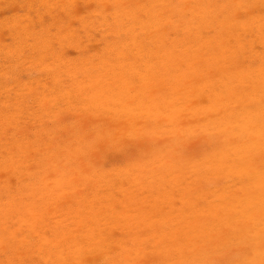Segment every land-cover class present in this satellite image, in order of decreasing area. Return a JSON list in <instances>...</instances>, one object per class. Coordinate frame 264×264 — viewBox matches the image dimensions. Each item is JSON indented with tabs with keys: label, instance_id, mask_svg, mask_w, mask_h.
Listing matches in <instances>:
<instances>
[{
	"label": "rangeland",
	"instance_id": "rangeland-1",
	"mask_svg": "<svg viewBox=\"0 0 264 264\" xmlns=\"http://www.w3.org/2000/svg\"><path fill=\"white\" fill-rule=\"evenodd\" d=\"M2 1L0 2V4H3V9L0 8V42L7 47L12 41V44L9 46L10 48H12V46L14 48L17 45V42L24 39L20 40L19 35L23 36L24 34L22 35L23 32L21 30V32H19V29L15 25L11 26V24L17 21L15 17H18L21 13H25V16L27 15V10L25 8V5L27 4L25 1L27 2V0H18L14 7L10 0ZM162 1L163 0L157 1L159 4L156 2V10H154L155 7L153 10L148 9L149 7L154 6L152 4L153 2L150 0H118L117 3L119 4H111L107 0H76L74 6L68 1L63 2V6L60 2L56 3L55 0H49L47 3L48 5L46 4L44 8H42V12L45 14L43 18L45 21H49V24L54 22V16L63 18L61 21L62 26L66 23L63 28H60V33L57 35L58 28L56 25L54 26L55 22L52 24L54 27L51 26V28L48 29L52 36V41L50 43L52 48H55V50L59 52V55L61 53L60 56L62 58L59 56L56 61L58 62L61 58L63 59V63L60 60L57 64L55 60L50 59L49 61H46L47 63L45 62V64L49 63L48 65L50 68L52 65L54 70H52V73L54 72V75L56 73L57 76L55 75V77L57 81L61 79L59 81L61 87L70 88L84 82L82 85H79L82 89L83 87L85 89L87 85L92 86L86 88L90 93L85 94V97L87 96L89 100L94 96L96 98L94 97V100L91 98V101L94 102L93 105L88 99H84L88 104L80 103V110L83 111L85 109V112L83 111V113H80L79 109H76L72 114H70L71 111L61 113L62 119L64 118V121H62L67 127L70 136L72 137V142L75 143L74 146L76 147L74 151L75 156H73L72 159L68 160L63 157L62 160L68 164L66 167V170L70 169L68 174L71 173L74 166H78L80 167L78 169L82 170L84 167H82V165L86 164L85 172L82 176V186L75 190L71 202L66 200L60 205L50 206V202L60 199L59 193L61 191L57 190L53 183L50 185H47L46 182L42 183L41 179L38 178V167L32 177H30L29 174H26L28 168L25 167L22 171L26 174L25 179L28 177L25 183H36L35 189L32 194L29 193L28 190H25L17 197L16 202L18 203V207L20 206V209H16L15 211L12 210L14 213V215L12 214V217V212H9L10 214H8V211H4L1 213L2 216L0 219L2 224L0 229L2 227H9L7 230L8 235L11 236V241L15 238L14 243L17 241L24 242V245H27L29 246V249H32L34 245L31 246V244L34 239L29 240L28 237L30 234L34 238L37 236L35 241L38 240V244H46L50 241V251L54 246L56 249L53 253L58 252L59 250L62 257L66 256L64 249H69L71 251L70 254L75 256L71 259V264H81V254L86 253L88 250L90 252L92 249H95L94 252L90 254L88 263L85 262L84 264H104V261H102L103 254L107 255L110 264H226L224 260L227 258L226 256L230 253H237V251L241 249V247L237 246L236 242L233 243L234 239L231 236L227 237L228 229L219 222L217 214H221L222 211H224L225 205L230 202L227 198L237 197L239 200H242L246 196L248 190L247 186L249 184L254 186L259 179L264 177V0H197L196 2L195 0H190L189 5L184 4L185 0H182L183 3L181 0H175V2L174 0H164L163 3ZM127 2L131 3V6H133L131 7L130 4L128 6ZM150 2H152V5H150ZM241 2L243 4H241ZM140 3L141 6H139ZM142 4L148 5L144 7ZM182 4H184V6ZM218 5L222 6L220 10H216ZM57 6L59 7L57 8ZM225 6L233 8L234 14L232 13V15L234 16H232L231 19H233L232 23H234V25L232 23L225 24V16L227 14L226 12H223ZM5 7H7L6 10ZM19 7L20 9L18 10ZM45 7L50 11H46ZM129 7L131 10L128 9ZM142 7H144V9ZM61 8L64 10L61 11ZM147 9L150 10V12H148ZM151 10L156 13H153ZM165 10L168 11L165 12ZM170 10H172L171 13H169ZM143 11H145V14ZM13 12L16 15L13 14ZM16 12L21 13L17 15ZM113 12H115V14ZM117 12L121 16L119 14L117 15ZM5 13L7 18L13 17V21L10 24H7L8 21H5ZM22 14L21 16H23ZM126 14H128V17H126ZM146 14L148 17L150 16V18L146 17ZM154 14L158 17H154ZM132 16L133 18L131 19ZM32 17L34 20L33 23H35L38 17H36L35 14H32ZM134 18L135 20L132 22ZM164 18H168L169 20L165 21ZM130 19L131 21L129 22ZM126 22H129L130 25L126 24ZM6 24L8 28L6 27ZM116 24H118V26H116ZM126 27L127 29H124ZM9 29H11L13 35L11 31L9 32ZM185 29L186 32H184ZM126 30H128V34ZM141 31H144V36L145 34L147 35L145 36V38H147L144 40L148 43L142 39L144 38V36L141 37L143 34L139 36L140 33H142ZM7 33L11 34L7 35ZM119 33L122 34L120 35ZM130 33H133V35ZM59 34L61 35L59 36ZM15 35L18 39H16V41L14 40ZM152 36H155L153 40ZM134 39L136 40V44ZM4 40L6 42H4ZM27 40H29L26 42H29V44L25 43L27 46H30L31 42L35 43L33 38H27ZM140 40L145 42L141 46L140 43L142 44V42ZM158 40H162L161 43ZM202 40H205L206 42H201ZM14 41L16 42L15 45H13ZM63 41L67 43L65 44ZM121 42L123 46L121 45ZM1 43L0 45H2ZM129 43L130 46H128ZM155 43L156 45L157 43L160 44L156 46ZM25 44L23 46L27 49L28 47H26ZM131 44L133 45V49H131ZM138 48H141V50ZM173 48L176 49V52H172L174 51ZM101 49L106 52H103L102 54ZM119 49H121V51ZM124 49H127V52H125ZM117 52L119 53L117 54ZM133 52L134 54H132ZM167 52L168 54L166 56L165 54ZM105 54H108L106 55L107 57ZM150 54L154 55L152 56ZM174 55H179V58H177L178 60L176 59L173 61ZM77 58L78 60L75 61ZM87 59L91 62L89 60L87 61ZM146 59L147 61H145ZM103 60L108 63V65L102 62ZM190 60L192 62H197L193 64ZM131 61L132 63H137L139 67L136 64L132 65ZM79 62L81 66H79ZM101 63L102 66L100 65ZM180 63H182V65ZM117 64L118 67L114 66ZM141 64L145 66H141ZM151 65L152 67L154 66V68H152ZM209 65L211 67L216 65L217 69L215 68V70H213V67L211 69ZM110 66L115 69H111ZM167 66L171 67L166 68V71L169 73L165 72V67ZM207 66H209V68H207ZM60 67L62 68L60 69ZM76 67L78 70L75 69ZM63 68H65L66 71ZM118 68H121L120 70L122 71H125L126 69L125 72L127 75L122 71L121 73L123 74H121ZM218 68H220V71ZM93 70L95 71L93 72ZM135 72V76L131 75V73L134 74ZM101 73L105 76L108 74L107 76L109 77H103L102 75L100 79L99 77L101 76ZM44 74L46 76L47 72ZM96 74L99 75L96 79H94L95 77H91V75L95 76ZM198 74H201V77L199 75L198 78ZM20 75L19 80L22 84L24 83L27 90H31L29 88L30 86H28L29 82L27 81V78L29 79V77H27V72L26 76H24L25 72H22ZM32 75L35 76V73ZM128 75H131L132 77H129ZM165 75H168V80L165 79ZM22 77L25 79H21ZM191 77L196 79L194 80L193 78L192 80ZM104 78L110 79H106V81ZM113 78L114 81L118 80L119 83L117 81L116 83L112 81ZM131 78L132 80H130ZM73 80L74 82H71ZM98 80H100L101 83L103 80L104 84H99ZM65 81H68L71 84L73 83V86L71 84L70 86H67L69 83L66 82L65 84ZM176 81L179 84H177ZM181 81L188 82L186 83V86L189 83H193V88H185V84L183 83L184 85H182ZM173 82L176 84L174 85ZM114 83L115 85L113 86ZM126 83L129 84L126 86ZM233 84L236 85L235 88L232 87ZM103 85H105V87ZM107 86H111L108 87L110 92L108 89H104ZM116 86L119 87L117 88ZM183 88L185 89L183 90ZM232 88L234 89L233 91ZM99 89L108 94L103 93ZM123 90L125 91L123 92ZM96 91L98 95H96ZM111 91H113L114 94H112ZM65 92L66 91L63 90V93ZM217 92H219V94ZM100 93H102V99L108 98L107 100L104 99L106 102L101 101V97L99 98ZM216 94L218 96H216ZM117 95L119 97H116ZM97 96L99 98L98 100ZM217 97H223L221 104L217 105L219 109L211 110V106L214 102L212 100ZM132 99L135 100L132 101ZM97 101L100 102V104L97 103ZM108 101L113 108L111 112L108 113L110 115L112 114L113 117L107 116L108 113L101 111L100 109L102 104L105 105ZM116 103H119V105ZM88 105L89 107L91 106V108H94L93 111L97 113V117H89L91 116L88 110L89 108H86ZM190 105H192V112L191 110H188L183 113L185 114L183 116L184 132L180 135L182 138L181 140H185V147L178 150L176 149V151H174L175 153H171V149L165 148V144L174 145L176 138H174L175 134L171 131L173 128L170 126L171 123L167 118V115L170 114L174 116V114L181 113L183 108ZM159 106L162 108H158ZM233 106L234 109L237 110V116L235 113V116L232 114L229 115ZM132 107H134V110ZM150 107L154 108L155 111L152 112ZM148 108L150 109V112L146 111ZM165 108L167 109L164 111ZM198 108H200L199 111L195 110ZM166 111L169 112L167 113ZM193 111H196V113L194 114ZM101 113H104V116L101 117L107 118V121L104 119L106 123L100 118ZM62 114L66 116L64 117ZM143 114H145L144 118ZM134 116L136 119L133 118ZM46 118L47 117L38 121L44 125H47L48 123V126L49 124L52 126L57 123V120L55 121L49 117ZM100 119L101 122L104 121L103 124L100 122ZM236 119H240V121ZM34 120L35 119H31L33 122L29 121V124L34 125L36 123ZM131 120L135 121L134 125L138 124L137 127L130 128L133 125L130 123ZM96 122L98 123V126ZM36 124L38 125V122ZM36 124L35 126L28 125V129L31 130L28 132L29 135L31 134L29 137L32 136L33 131L41 128ZM188 126H192V128L189 129ZM223 127L229 129V132H234L231 141L235 148L239 147L242 143L241 139L238 137V133L241 134L244 129L248 127L245 132L248 133L249 138L252 136L251 143L253 147V155H248L244 162L243 160L239 161L242 162V168L245 167L247 170H244L243 173L240 174L238 167L232 169L231 174L233 180L228 183L225 180L226 171L221 170L220 164H223L221 162L219 164L218 159L222 153L220 149L221 143L216 145V147L218 146V149L215 147V149H217V156L214 160H211V158H208L206 155H200L201 157H198L193 154V149L196 146L201 144L202 146H205L207 144V139L201 135L202 129L216 132ZM9 136L8 133L6 136H0L2 139H0V151L6 147L5 142H7L6 140L9 139ZM47 137L48 136L46 135L45 138ZM218 139L219 142H222L225 138L221 134ZM160 145H162V147ZM77 149L78 153H76ZM234 152L235 151L232 150L231 156H228V158L230 161L237 162L236 154ZM99 153L100 156L95 157V154L98 156ZM136 153L139 155H136ZM133 155H135L134 159ZM43 156L44 155H39L40 162L44 160L50 162L52 160V158L44 159L45 156ZM136 156L138 157L136 158ZM223 156H221V158ZM234 157L235 159L233 160ZM55 162L57 163L58 160L56 159ZM104 166H106V168ZM115 169L117 170L115 171ZM168 169L170 170L168 171ZM161 171H165L163 172V175L167 172L164 175L166 177L163 175L160 176L162 173ZM259 172L262 174H259ZM131 173H133V175ZM129 178L131 179L130 181ZM122 185L125 186L122 187ZM70 186L75 187L72 184H70ZM154 186L155 189H152ZM97 191L98 194L96 196ZM126 191L128 195L126 194ZM83 194L85 197H83ZM252 195L253 193L251 192L249 196ZM29 202L34 204L37 211H34L35 209L29 205ZM229 204L233 206V203ZM54 206H56L57 209L54 208ZM80 207L84 209L83 213L79 212ZM69 209H72L73 211H69ZM88 211H90V213ZM201 212L210 215L209 217H205L204 222L203 218L199 216ZM36 215H38L37 219ZM62 215L65 216L62 217ZM197 217L199 218V223L196 222L198 221ZM33 221L35 222L33 223ZM54 222H57V224ZM205 222L214 226L216 232H222V237L219 238L221 239L219 244H222L221 246H224V249H222L221 252L218 251V242L213 243L209 240L208 234L211 233H207V229L204 225ZM11 223H13V225H11ZM51 224L54 226H51ZM62 225H66L70 231L73 227L77 226V235L79 237L72 233L69 235L68 240H65L64 238L63 241L60 240L58 234L60 226ZM50 226L53 230L50 229ZM2 231L3 229L0 230L1 237L4 236ZM49 232H52V234ZM31 236L30 238H32ZM52 236H54V238H52ZM54 239L55 242L57 241L58 243H53L52 241ZM204 240H207L206 243H203ZM87 244L90 245V247ZM202 244H204L203 247ZM191 245L194 247H190ZM35 250L36 249H33L31 251L30 257ZM246 251L247 254L242 256L240 260L254 257L252 250L250 251L246 249ZM46 253L47 251H44V255H46ZM40 254H43L42 247L35 253L38 260H41ZM123 259L128 261L124 262ZM60 261L62 260L59 259V262ZM242 264L249 263H246L245 261Z\"/></svg>",
	"mask_w": 264,
	"mask_h": 264
},
{
	"label": "bare ground",
	"instance_id": "bare-ground-1",
	"mask_svg": "<svg viewBox=\"0 0 264 264\" xmlns=\"http://www.w3.org/2000/svg\"><path fill=\"white\" fill-rule=\"evenodd\" d=\"M2 0H0L1 2ZM5 1V0H4ZM7 1V0H6ZM13 7L15 5V3L18 2V0H10ZM49 0H27V2L25 1V3H27L25 5V8H26V12H27V15L25 16V13L21 14L23 16H21V14L18 12V17H15L17 19V21L14 23L11 24L12 25H15L18 29H19V32H23L22 35H19V38L20 40L23 39L22 41H19V42H15L16 41V35H15V41L13 42L15 45V43L17 44L14 48L12 46V48H10V44H12V41L11 43H9V45H6L1 44L0 45V134L1 135H4L6 136L7 133L10 135L8 138V140H6L7 142H5L6 144V147L3 148V150L0 151V219H1V213H3L4 211H8L7 213L10 214L9 212H12L11 213V217L14 215L13 211H15L16 209H20L18 207V203L16 202L17 201V197L25 190H28L29 193H33L34 189H35V186H36V183H25L26 179L28 177H26L25 179V175L26 174H29L30 177H32V175L36 172V168L38 167V170L37 172H39V176L38 178L41 179L42 183L43 182H46L47 185H50L51 183H53L55 185V187L57 188V190L61 191L59 193V196H60V199L59 200H55V201H52L49 203V205H60L63 201H72V196L74 195L75 193V190L77 188H80L82 186V176L85 172V166L86 164H83L82 165V170L78 169L80 167L78 166H74V168L72 169L71 173L68 174V172L70 171L69 170H66V167H67V163H65L62 159L63 157H65L66 159L70 160L73 158L74 155V151L76 149V147L74 146L75 143L72 142V137L70 136V133L67 129V127L65 126L64 124V118L62 119V116H61V113L65 112V111H71L70 114H72L73 112H75L76 109H79L80 110V103H87L85 100L88 99V97L86 98L85 97V94L87 93H90V91L88 92L87 91V87L90 86V85H87V87L84 89H82V87H80L79 85L83 84L82 82L74 87H70V88H63L61 87V84H60V80L57 81L55 75L52 73V70H53V67L51 65V68L49 67V63L48 64H45L46 61H49L50 59L52 60H57V58L61 55L58 54L59 52H57L55 50V48L53 49L52 46H51V41H52V36H51V33L48 31V29L51 28V26H53L52 24L55 22L54 26L56 25V27L58 28V32L56 33V35L58 33H60V28H63L64 25H66V23H64V25L62 26L61 25V21L63 20V18L59 17V16H54L53 18V23L50 25L48 22L49 21H45V19L43 18L45 16V14L42 12V8H44V6L48 3ZM65 1H68L72 4V6H74L76 4V0H55L56 3H59L60 4H63L64 6V3ZM96 1V0H95ZM108 2H110L111 4H119L117 3L118 0H107ZM123 1V0H121ZM128 1V0H127ZM152 2H150V5H154L153 7H149L148 9H152L155 7L156 5V2L159 1V0H150ZM197 0H195L196 2ZM240 1V0H239ZM3 2V1H2ZM9 2V1H8ZM131 2V1H130ZM144 2V1H143ZM164 2V0L162 1V3ZM175 2V0H174ZM182 2V0H181ZM185 5H189L190 4V0H185L184 1ZM6 3V2H5ZM82 3V2H81ZM88 3V2H87ZM128 3V6L130 4L131 6V3L127 2ZM152 3V4H151ZM166 3V1H165ZM171 3V2H170ZM183 3V2H182ZM89 4V3H88ZM126 4V3H125ZM123 4V5H125ZM135 4V3H134ZM139 4V3H138ZM157 4H159L157 2ZM161 4V3H160ZM173 4V3H171ZM170 4V5H171ZM179 4V3H178ZM184 4H182L184 6ZM241 4H243L241 2ZM19 5V4H18ZM48 5V4H47ZM59 5V4H58ZM145 6H147L146 4H142ZM8 6V5H7ZM99 6V5H98ZM102 6V5H101ZM111 6V5H110ZM116 6V5H115ZM120 6V5H118ZM117 6V7H118ZM133 6V5H132ZM131 6V7H132ZM136 6V5H134ZM141 6V3L140 5ZM166 6V5H165ZM3 7V4H0V8ZM56 7V6H55ZM59 6H57L58 8ZM61 7V6H60ZM121 7V6H120ZM123 7V6H122ZM127 7V6H126ZM144 7H142L144 9ZM188 7V6H187ZM7 7H5V10H6ZM46 8V7H45ZM64 8V7H63ZM61 8V11H63L64 9ZM125 8V7H123ZM134 8V7H133ZM132 8V10H133ZM141 8V9H142ZM175 8V7H174ZM178 8V7H176ZM185 8V7H184ZM214 8V7H213ZM222 8V6H219L216 7V10H220ZM235 8V7H234ZM3 9V8H2ZM17 9V8H16ZM15 9V10H16ZM20 9V7L18 8V10ZM110 9V8H109ZM127 9V8H126ZM128 9L131 10V8L129 7ZM138 9V8H137ZM140 9V8H139ZM147 9V10H148ZM167 9V8H165ZM10 10V9H9ZM17 10V11H18ZM50 11L48 8H46V11ZM120 10V9H118ZM151 10V11H152ZM154 10H156V7L154 8ZM164 10V9H162ZM161 10V11H162ZM177 10V9H176ZM12 11V10H11ZM124 11V10H123ZM128 11V10H127ZM146 11V10H145ZM143 11V13L145 12ZM168 11V10H165V12ZM172 10H170L169 13H171ZM174 11V10H173ZM56 12V11H55ZM134 12V11H133ZM148 12H150V10H148ZM153 13H156L154 11H152ZM223 12H226V21H225V24H229V23H232V13H233V8L232 7H228V6H225L224 7V11ZM111 13V12H110ZM115 14V12H113ZM112 13V14H113ZM162 13V12H161ZM164 13V12H163ZM218 13V12H217ZM11 14V13H10ZM13 14H15L13 12ZM32 14H35L37 18L36 22L33 23V17H32ZM119 13L117 12V15ZM123 14V13H122ZM130 14H135V13H130ZM145 14V13H144ZM147 14H150V13H147ZM146 14V17H148ZM167 14V13H166ZM219 14V13H218ZM234 14V13H233ZM16 15V14H15ZM116 15V17H117ZM120 15V14H119ZM128 17V14H126ZM9 16V15H8ZM80 16V15H79ZM115 16V15H114ZM121 16V15H120ZM119 16V17H120ZM125 16V14H124ZM131 16V15H130ZM129 16V17H130ZM137 16V15H136ZM3 17V16H2ZM5 17H6V13H5ZM12 17V16H11ZM58 17V18H57ZM145 17V16H143ZM153 17V16H152ZM154 17H158V16H155L154 14ZM153 17V19H154ZM125 18V17H123ZM133 18V16L131 17V19ZM136 18V17H135ZM135 18L132 20V22L135 20ZM150 18V16L148 17ZM6 20L5 21H10L9 23L7 22V24H10L12 21H13V17L12 18H5ZM14 19V20H16ZM113 19V18H112ZM120 19V18H118ZM129 19V18H128ZM131 19L129 20V22L131 21ZM141 20H143L142 18H140ZM165 21L169 20L168 18H164ZM235 19V17H234ZM4 20V19H3ZM69 20V19H68ZM152 20V19H151ZM4 21V22H5ZM65 21V19H64ZM119 21V20H118ZM52 22V21H51ZM127 23L126 24H129L130 23ZM164 22V21H162ZM69 23V22H67ZM135 23V22H134ZM144 23V22H143ZM148 23V21H147ZM167 23V22H165ZM7 24H6V27H7ZM120 24V23H118ZM118 24H116V26H118ZM123 24V23H122ZM142 24V23H141ZM162 24V23H161ZM223 24V23H221ZM234 25V23H232ZM3 25V24H2ZM21 25V26H19ZM112 25V24H111ZM128 25V26H129ZM132 25V24H131ZM136 25V24H135ZM232 25V26H233ZM4 26V25H3ZM2 26V27H3ZM53 26V27H54ZM62 26V27H61ZM99 26V25H98ZM114 26V25H113ZM115 26V28H116ZM150 26V25H149ZM124 27V26H123ZM145 27V26H144ZM143 27V29H144ZM147 27V26H146ZM206 27V26H205ZM208 27V26H207ZM8 28V27H7ZM118 28V27H117ZM150 28V27H148ZM232 28V27H231ZM55 29V28H54ZM124 29H127L124 28ZM146 29V28H145ZM233 29V28H232ZM21 30V31H20ZM89 30V29H88ZM129 30V29H128ZM128 30L127 31V34H128ZM142 30V29H140ZM196 30V28H195ZM204 30V29H203ZM11 31V29H9V32ZM54 31V30H53ZM111 31V30H110ZM114 31V30H113ZM125 31V30H124ZM130 31V30H129ZM147 31V29H146ZM145 31V32H146ZM192 31V30H191ZM194 31V30H193ZM197 31V30H196ZM8 32V31H7ZM18 32V31H17ZM131 32V31H130ZM136 32V31H135ZM142 32V31H141ZM148 32V31H147ZM186 32V29L185 31ZM202 32V30H201ZM205 32V30H204ZM207 32H208V29H207ZM223 32V31H222ZM12 33V31H11ZM10 33V34H11ZM116 33V32H115ZM144 31L142 33H140L139 36H141V34H143ZM197 33V32H196ZM203 33V32H202ZM243 33V32H242ZM7 33V35H10ZM16 34V33H15ZM21 34V33H20ZM117 34V33H116ZM120 34V33H119ZM122 34V33H121ZM120 34V35H121ZM126 34V36H127ZM133 35V33H130ZM135 34V33H134ZM241 34V33H240ZM13 35V33H12ZM61 34H59L60 36ZM137 35V33H136ZM194 35V34H193ZM198 35V34H197ZM55 36V35H53ZM119 36V35H117ZM125 36V37H126ZM144 34L141 36L143 37ZM145 36H147L145 34ZM144 36V38H142L143 40L146 39ZM188 36V35H187ZM224 36V35H223ZM235 36V35H234ZM10 37V36H9ZM129 37V36H128ZM127 37V38H128ZM153 37V36H152ZM163 37V35H162ZM186 37V36H185ZM261 37V36H260ZM264 37V35H263ZM6 38V37H4ZM11 38V37H10ZM13 38V37H12ZM27 38H30V39H34L35 40V43L34 42H31L30 46H27L26 44H29L26 43L27 41ZM120 38V37H119ZM124 38V36H123ZM138 38V37H137ZM155 38V36L152 38V40ZM192 38V37H191ZM228 38V37H227ZM233 38V37H232ZM58 39V38H56ZM65 39V38H64ZM141 39V38H139ZM158 39V38H157ZM164 39V37H163ZM162 39V40H163ZM204 39V38H203ZM12 40V39H10ZM18 40V39H17ZM126 40V38H125ZM130 40V39H129ZM162 40H158L160 43ZM206 40V39H205ZM205 40H202L201 42H204ZM226 40V39H225ZM229 40V39H228ZM66 41V40H65ZM65 41H63L65 43ZM127 41V40H126ZM135 41V44H136V40L134 39ZM141 41V40H140ZM146 42V40H144ZM155 42H157L156 40H154ZM165 41V40H164ZM184 41V40H183ZM207 41V40H206ZM205 41V42H206ZM213 41V40H212ZM4 42H6L4 40ZM24 42V43H23ZM142 42V41H141ZM145 42H142V44L140 43V46L143 45ZM26 43V44H25ZM33 43V44H32ZM55 43V41H54ZM67 43V42H66ZM65 43V44H66ZM70 43V41H69ZM116 43V42H115ZM114 43V44H115ZM148 43V42H146ZM160 43H157L160 44ZM228 43V42H227ZM253 43V42H252ZM8 44V43H7ZM26 45V47H28L27 49L25 48V46L23 45ZM77 44V43H76ZM82 44V43H81ZM106 44V43H105ZM113 44V45H114ZM128 44V43H126ZM134 44V43H132ZM131 44L132 48L133 49V45ZM187 44V43H186ZM62 45V44H60ZM121 45H122V42H121ZM120 45V46H121ZM156 45V43H155ZM156 45V46H157ZM164 45V44H163ZM175 45V44H174ZM77 46V45H76ZM83 46V44H82ZM109 46V45H107ZM106 46V47H107ZM123 46V45H122ZM121 46V47H122ZM130 46V43L129 45ZM127 46V47H128ZM187 46V45H186ZM203 46V45H202ZM233 46V45H232ZM80 47V46H79ZM87 47V46H86ZM112 47V45H111ZM117 47V46H116ZM126 47V48H127ZM164 47V46H163ZM190 47H193V46H190ZM243 47V46H242ZM85 48V47H84ZM91 48V47H90ZM105 48V47H104ZM119 48V47H118ZM125 48V47H124ZM130 48V47H129ZM159 48V47H158ZM189 48V47H188ZM82 49V48H81ZM98 49V48H97ZM123 49V48H122ZM128 49V48H127ZM127 49L125 50V52H127ZM139 50H141V48H138ZM160 49V48H159ZM174 49V48H173ZM84 50V49H83ZM102 50V54L103 52L105 53L106 51H104L103 49ZM100 50V51H101ZM115 50V49H114ZM121 51V49H119ZM129 50V49H128ZM164 50V49H163ZM156 51V50H155ZM202 51V50H201ZM96 52V51H95ZM98 52V51H97ZM114 52V51H112ZM123 52V51H122ZM152 52V51H151ZM161 52V51H160ZM172 52H176V49H174V51ZM178 52V51H177ZM196 52H199V51H196ZM99 53V52H98ZM108 53V52H107ZM119 52H117L118 54ZM129 53V51H128ZM150 53V52H149ZM153 53V52H152ZM162 53V52H161ZM130 54V53H129ZM134 54V52L132 53ZM164 54V53H162ZM168 52L165 54L167 56ZM184 54V53H183ZM198 54V53H197ZM65 55V54H64ZM88 55V54H87ZM99 55V54H98ZM108 55V54H105V56ZM149 55V54H148ZM147 55V56H148ZM150 55H154V54H150ZM173 55V54H172ZM185 55V54H184ZM223 55V54H222ZM100 56V55H99ZM103 56V55H102ZM113 56V55H112ZM115 56V55H114ZM119 56V55H118ZM122 56V54H121ZM127 56V55H125ZM129 56V55H128ZM144 56V55H143ZM195 56V55H194ZM61 57V56H60ZM64 57V56H63ZM94 57V55H93ZM107 57V56H106ZM117 57V56H116ZM123 57V56H122ZM149 57V56H148ZM226 57V56H225ZM62 58V57H61ZM59 59L57 64L59 63V61L63 59ZM66 58V57H65ZM100 58V57H99ZM103 58V57H102ZM110 58V56H109ZM107 58V59H109ZM151 58V57H150ZM177 58H179V55H174L173 56V61H175ZM185 58V57H184ZM208 58V57H207ZM93 59V58H92ZM113 59V57H112ZM78 58L75 60L77 61ZM89 59H87L88 61ZM127 60V59H126ZM131 60V59H130ZM170 60V59H169ZM168 60V61H169ZM178 60V59H177ZM187 60V59H186ZM218 60V59H217ZM224 60V59H223ZM66 61V60H65ZM86 61V62H87ZM90 61V60H89ZM128 61V60H127ZM141 61V60H140ZM147 61V59L145 60ZM172 61V62H173ZM183 61V60H182ZM191 61V60H190ZM51 62V61H50ZM60 62V63H61ZM91 62V61H90ZM99 62V61H98ZM104 62V60L102 61ZM113 62V61H112ZM115 62V61H114ZM192 62V61H191ZM190 62V63H191ZM197 62V61H195ZM195 62H192L193 64ZM208 63H210L209 61H207ZM218 62V61H216ZM250 62V61H249ZM47 63V62H46ZM53 63V62H52ZM63 63V62H62ZM67 63V62H66ZM75 63V62H73ZM106 63V62H104ZM147 63V62H146ZM150 63V62H149ZM188 63V62H187ZM191 63V64H192ZM57 64H54V65H57ZM72 64V63H71ZM96 64V62H95ZM108 65V63H106ZM105 64V65H106ZM110 64V63H109ZM131 64H136L137 63H132L131 61ZM152 64V62H151ZM182 65V63H180ZM197 64V63H196ZM75 65V64H74ZM84 65V64H83ZM102 66V63L100 64ZM124 65V63H123ZM135 65V66H136ZM143 64H141L142 66ZM179 65V64H178ZM177 65V67H178ZM180 65V66H181ZM249 65V64H248ZM60 66H63V65H60ZM67 66V65H66ZM77 66V65H76ZM79 66H81L80 62H79ZM93 66V65H92ZM95 66V65H94ZM97 66V64H96ZM95 66V67H96ZM116 67H118V64L117 65H114ZM125 66V65H124ZM138 66V65H137ZM145 66V65H143ZM172 66V65H171ZM210 66V65H209ZM209 66H207V68H209ZM219 66V65H218ZM55 67V66H54ZM57 67V66H56ZM94 67V68H95ZM104 67V66H103ZM113 67V66H112ZM120 67V66H119ZM139 67V66H138ZM152 67V65H151ZM150 67V68H151ZM211 67V66H210ZM213 67V70H215L216 68V65L215 66H212ZM211 67V69H212ZM252 67V66H251ZM58 68V67H57ZM55 68V69H57ZM62 67H60L61 69ZM79 68V67H78ZM85 68V67H83ZM93 68V69H94ZM100 68V67H99ZM108 68V67H106ZM111 68V66H110ZM114 68V67H113ZM111 68V69H113ZM123 68V67H122ZM126 68V67H124ZM131 68V67H130ZM154 68V66L152 67ZM151 68V69H152ZM166 68H171L169 66L165 67V72L167 73L168 71H166ZM249 68V67H248ZM247 68V69H248ZM65 69V68H63ZM77 69V67L75 68ZM88 69V67H87ZM97 69V68H96ZM95 69V70H96ZM115 69V68H114ZM119 69V68H118ZM117 69V70H118ZM121 69V68H120ZM119 69V70H120ZM145 69V68H144ZM147 69V67H146ZM149 69V70H151ZM204 69V68H203ZM217 69V68H216ZM220 68H218L219 70ZM78 70V69H77ZM93 70V72L95 71ZM140 70V69H139ZM205 70V69H204ZM203 70V71H204ZM49 71V72H48ZM54 71V70H53ZM58 71V70H57ZM66 71V69H65ZM101 71V70H100ZM104 71V70H103ZM106 71V70H105ZM122 70H120V73H121ZM126 71V69H125ZM124 70L122 71L123 73L125 72ZM141 71V70H140ZM162 71L164 72V70L162 69ZM182 71V70H181ZM191 71V70H190ZM220 71V70H219ZM224 71V70H223ZM226 71V70H225ZM22 72H25V75L26 76V72H27V77H29V79L27 78V81L29 82L28 86H30L29 88L31 90H27L26 86H24V83L22 84V82L19 80V78L21 77V73ZM46 76L44 73H46ZM139 72V71H138ZM164 72V74H165ZM185 72V71H184ZM33 73H35V76L32 75ZM60 73V72H59ZM121 73V74H123ZM169 73V72H168ZM202 73V72H201ZM227 73V72H226ZM225 73V74H226ZM65 74V73H64ZM109 74V72H108ZM107 74V75H108ZM126 74V72H125ZM136 72L134 74L131 73V75H134L135 76ZM150 74V73H148ZM147 74V75H148ZM171 74V73H170ZM169 74V75H170ZM182 74V73H181ZM186 74V73H185ZM203 74V73H202ZM20 75V77H19ZM70 75V74H69ZM103 73H101V76L99 77V75H95V76H92L91 77H95L94 79H96V77L98 76L100 79L102 77ZM105 76L103 75V77H109V76ZM110 75V74H109ZM112 75V74H111ZM127 75V74H126ZM130 75V76H131ZM141 75V74H140ZM199 75L201 77V74H198V78H199ZM204 75V74H203ZM57 76V75H56ZM66 76V75H65ZM129 76V75H128ZM127 76V78H128ZM129 76V77H130ZM166 76V75H165ZM168 76V75H167ZM165 77V79L169 78V77ZM64 77V76H63ZM90 77V78H91ZM113 77V76H112ZM116 77V75H115ZM124 77V76H122ZM132 77V76H131ZM186 77V76H185ZM24 77H22L21 79H23ZM111 78V76H110ZM110 78H104V80L106 79H110ZM192 78V77H191ZM194 78V77H193ZM192 78V80H193ZM25 79V78H24ZM117 79V78H115ZM185 79V78H183ZM196 78H194L195 80ZM67 80V79H66ZM91 80V79H90ZM112 80V79H111ZM132 80V78L130 79ZM129 80V81H130ZM168 80V79H167ZM170 80V79H169ZM178 80V79H177ZM188 80V79H186ZM191 80V82H192ZM92 81H95V80H92ZM107 81V80H106ZM104 81V82H106ZM114 81V78L113 80ZM116 81L119 83L118 80H115L114 82L116 83ZM183 81V80H182ZM181 81V82H182ZM185 81V80H184ZM63 82V81H62ZM61 82V83H62ZM66 82L68 81H65V84ZM71 82H74L71 81ZM77 82V81H75ZM180 82V81H179ZM190 82V80H189ZM69 83V82H68ZM67 83V84H68ZM98 83L100 84V80H98ZM115 83L113 84V86L115 85ZM174 83V82H173ZM177 83V81H176ZM174 83V85L176 84ZM186 86V83L188 82H182L181 84ZM71 83H69L67 86H70ZM73 84V83H72ZM71 84V85H72ZM101 84H104L103 83V80H102V83ZM106 84V83H105ZM127 84L129 83H126V86ZM179 84V83H177ZM64 85V84H62ZM124 85V84H123ZM66 86V85H64ZM73 86V85H72ZM86 86V85H85ZM96 86V84H95ZM105 87V85H103ZM102 86V87H103ZM112 86V85H111ZM111 86H107L106 88H104L105 90L108 89V87H111ZM125 86V85H124ZM177 86V85H176ZM174 86V87H176ZM235 84L232 85L233 88H235ZM92 87V86H90ZM94 87V86H93ZM100 87V86H99ZM98 87V88H99ZM117 87V86H116ZM119 87V86H118ZM117 87V88H118ZM159 87V86H158ZM188 87V88H187ZM101 88V87H100ZM122 88V87H121ZM179 88V87H178ZM187 89H192L193 88V83H189L187 84V86L185 87ZM183 88V90L185 89ZM232 88V91L234 90ZM103 89V90H104ZM112 89V88H111ZM120 89V88H119ZM125 89V88H124ZM134 89V88H133ZM132 89V91H133ZM157 89V87H156ZM63 90L66 91L65 93H63ZM96 90V89H95ZM100 90V89H99ZM104 90V91H105ZM102 91V90H100ZM109 91V89H108ZM107 91V92H108ZM125 90H123L124 92ZM178 91V90H177ZM188 91V90H187ZM192 91V90H190ZM94 92V91H93ZM103 92V91H102ZM110 92V91H109ZM112 94H114L113 91H111ZM121 92V90H120ZM127 92V91H126ZM158 92V91H157ZM176 92V91H175ZM97 93V91H96ZM103 93H106V92H103ZM132 93V92H131ZM219 94V92H217ZM93 94V93H92ZM101 94V96H100ZM99 94V98L101 97L102 99V93ZM108 94V93H106ZM176 94V93H175ZM91 95V94H89ZM95 95V94H94ZM93 95V96H94ZM98 95V93L96 94ZM215 95V94H214ZM213 95V96H214ZM109 96H110V93H109ZM108 96V97H109ZM212 96V98H213ZM216 96H218L216 94ZM214 96V97H216ZM3 97V98H2ZM95 97V96H94ZM94 97L92 98L94 100ZM116 97H119L118 95ZM138 97V95H137ZM90 98V102H92V105L94 104L93 101H91L92 99ZM96 98V97H95ZM98 96H97V100L99 99ZM85 99V100H84ZM100 99V100H101ZM105 99V98H104ZM102 99L101 101H105L107 100L108 98H106L105 100ZM117 99V98H116ZM122 99V98H121ZM138 99V98H137ZM155 99V98H154ZM153 99V100H154ZM211 99V98H210ZM223 99L222 98H215V99H211L213 102L212 106H211V110L212 109H219L217 105H220L221 104V100ZM84 100V101H83ZM99 100V101H100ZM135 100V99H134ZM132 99V101H134ZM96 101V100H95ZM110 101V100H109ZM109 101L104 105L102 104L101 106V111H104V112H111V110L113 109L111 105V103H109ZM121 101V100H120ZM119 101V102H120ZM123 101V99H122ZM89 102V103H90ZM106 102V101H105ZM153 102V101H151ZM81 103V104H82ZM97 103L100 104V102L97 101ZM122 103V102H120ZM150 103V102H149ZM98 104V106H99ZM117 105H119V103H116ZM147 104V103H146ZM187 104V103H186ZM185 104V105H186ZM114 105V104H113ZM116 105V106H117ZM131 105V104H130ZM134 105V103H133ZM150 105V104H149ZM172 106V105H171ZM174 106V104H173ZM235 106V105H234ZM234 106L232 108V112L230 111L229 115H236V111L234 109ZM89 108V112H90V115L89 117H97V113L93 111L94 108H91V106L89 107L86 106V108ZM115 107V105H114ZM118 107V106H117ZM121 107V106H120ZM124 107V106H122ZM145 107V105H144ZM161 106H159L158 108H160ZM82 108V107H81ZM133 110H134V107H132ZM143 108V107H142ZM162 108V107H161ZM168 108V107H167ZM165 108L164 111L167 109ZM170 108V107H169ZM174 108V107H173ZM192 105L188 106V107H185L182 109V112L181 113H178V114H174L173 115H170L168 114L167 118L169 119L170 123L169 125L172 126V132L175 134L174 135V138H176L175 142H174V145L172 144H165V148H170V152L171 153H175L174 151H176V149H180V148H183L185 147V140H181L182 138L180 137L181 134H183L184 132V126H183V116L185 114H183L184 112H187L188 110H191L192 112ZM29 109V110H28ZM138 109V108H137ZM145 109V108H144ZM152 109V112L155 111L154 108H151ZM150 109L148 108V110L146 111H149L150 112ZM171 109V108H170ZM200 108L198 109H195L197 111H199ZM85 110V109H84ZM83 110V111H84ZM140 110V109H139ZM82 110H80V113H83ZM143 111V110H142ZM176 111V110H175ZM66 112V114H67ZM85 112V111H84ZM120 112V111H119ZM137 112V111H136ZM167 113L169 111H166ZM114 113V112H113ZM135 113V112H134ZM141 113V112H140ZM193 113L195 114L196 111H193ZM116 114V113H115ZM123 114V113H122ZM139 114V113H138ZM147 114V113H146ZM158 114V113H156ZM64 116V114H62ZM137 115V114H136ZM144 115L143 114V118H144ZM234 115V116H235ZM239 115V114H238ZM66 116V115H65ZM64 116V117H65ZM101 116H104V113H101L100 114V118L101 119H107V118H104V117H101ZM107 116H111L113 117V115L111 114H107ZM121 116V115H120ZM142 116V115H141ZM153 116V115H152ZM156 116V115H155ZM233 116V117H234ZM237 116V115H236ZM45 117H49V118H52L54 119L57 123L55 125H52L48 126V121L46 122L47 125L45 124H42L40 121L38 120H42L43 118ZM231 117V116H230ZM25 118V119H23ZM46 118V119H47ZM134 119H136V117L134 116L133 117ZM153 118V117H152ZM157 118V116H156ZM155 118V119H156ZM27 119V120H26ZM31 119H35L34 122L36 121V123L38 122V127H41L40 129L38 128L37 130L33 131L32 132V136L29 137L30 135L28 134V132H30L31 130H29L28 128V125L29 126H35L34 125H30L29 124V121H31ZM93 119V118H92ZM101 119H100V122H101ZM148 119V118H147ZM242 119V118H241ZM22 122H21V121ZM63 120V121H62ZM94 120V119H93ZM104 120V121H105ZM157 120V119H156ZM234 120V119H233ZM236 120H239L240 119H236ZM247 120V119H246ZM77 121V120H76ZM88 121V120H87ZM96 121V120H94ZM99 121V120H98ZM101 122L102 124L104 123ZM107 121V120H106ZM105 121V123H106ZM147 121V120H146ZM33 122V121H31ZM30 122V123H31ZM43 122V121H42ZM154 122V121H153ZM51 123V121H50ZM54 123V121H53ZM97 123V122H96ZM108 123V122H107ZM131 124H133L130 128H134V127H137L138 124L134 125L135 124V121L134 120H131L130 121ZM142 123V122H141ZM78 124V123H77ZM130 124V125H131ZM145 124V123H143ZM222 124V123H221ZM75 125V124H74ZM101 125V124H100ZM105 125V124H104ZM129 125V126H130ZM231 125V124H230ZM12 126V127H11ZM97 126H98V123H97ZM142 126V125H141ZM156 126V125H155ZM154 126V127H155ZM145 127V126H144ZM33 128V127H32ZM30 128V129H32ZM36 128V127H35ZM69 128V127H68ZM147 128V127H146ZM145 128V129H146ZM188 128H192V126H188ZM106 129V128H105ZM248 127L246 129H244V131L239 134L238 133V137L241 139L242 143L239 147H236L232 144L233 142L231 141L232 139V133L231 131L229 132V129L223 127L221 128L220 130H217L216 132H210V131H206L205 129H202L201 130V135H203V137H205V139H207V144L205 146H202L199 145V146H196L194 149H193V154L194 156H200V155H206L208 158H211V160H214V158H216V150L218 149V146L216 147V145H218V143H221L220 144V149H221V156H223L221 158H218L219 159V164L220 162L223 164L221 165L220 164V167H221V170H225L226 171V176H225V180L226 182H231L233 179H232V174H231V170L232 169H235V167H238L239 168V171H240V174L243 173L244 170H247L245 167L242 168V162H239L240 160H243V162L246 160V157L248 155H253V147H252V143H251V137L249 138L248 136V133L245 132L247 131ZM251 129V128H250ZM10 131V132H9ZM77 131V130H76ZM81 132V131H80ZM79 133V132H78ZM221 134L224 136V141L222 142H219V137L221 136ZM0 135V136H1ZM46 135L49 137L45 138ZM134 136V135H133ZM147 136V135H146ZM260 137V136H259ZM3 138V137H2ZM7 138V137H6ZM1 139V138H0ZM2 140V139H1ZM82 142V141H81ZM84 142V141H83ZM77 145V144H76ZM83 146V145H82ZM162 147V145H160ZM107 147V146H105ZM160 147V148H161ZM215 147L217 149H215ZM163 148H164V145H163ZM162 148V149H163ZM158 149V148H157ZM86 150V149H85ZM134 150V149H133ZM235 151L234 153L236 154V159H237V162H233V161H230V159L228 158V156H231V151ZM80 151V150H79ZM136 151V150H135ZM134 151V153H135ZM144 151V150H143ZM163 151V150H162ZM165 151V150H164ZM119 152V151H118ZM138 152V151H137ZM148 152V151H147ZM78 153V149H77V152ZM153 153V152H152ZM40 156L41 155H44L45 158L44 159H48V158H52V160L50 162H48V160H44L42 162H40ZM133 154V153H132ZM138 153H136L137 155ZM79 155V154H78ZM139 155V154H138ZM168 155V154H167ZM43 156V157H44ZM81 156V155H80ZM100 156V153L98 154H95V157H99ZM109 156V155H108ZM134 156L133 155V159H134ZM142 156V155H141ZM235 156V155H234ZM105 157V156H104ZM138 156H136L137 158ZM160 157V156H159ZM201 157V156H200ZM58 160V162L56 163L55 160ZM131 159V158H130ZM129 159V160H130ZM132 159V160H133ZM158 159V158H157ZM235 159V157L233 158V160ZM232 160V159H231ZM107 161V160H106ZM74 163V162H73ZM106 163V162H104ZM158 163V161H157ZM173 163V162H172ZM148 164V163H147ZM150 166V165H149ZM215 166V165H214ZM213 166V167H214ZM28 168V171L27 173L25 174V172H22L24 170V168ZM106 168V166H104ZM172 167V166H171ZM161 168V167H160ZM119 169V168H117ZM115 169V171L117 170ZM215 169V168H214ZM144 170V168H143ZM164 170V169H163ZM170 169H168L169 171ZM26 171V169H25ZM136 171V170H135ZM134 171V172H135ZM167 171V170H166ZM167 171V172H168ZM142 172V171H141ZM146 172V171H145ZM143 172V173H145ZM161 175H163V172L165 171H161ZM166 172V173H167ZM151 173V172H150ZM156 173V172H155ZM165 173V174H166ZM170 173V172H169ZM261 172H259L260 174ZM127 174V173H126ZM133 175V173H131ZM160 174V173H159ZM164 174V175H165ZM262 174V173H261ZM157 175V174H156ZM155 175V176H156ZM163 175V176H164ZM171 175V174H170ZM264 175V174H263ZM94 176V175H93ZM127 176V175H126ZM137 176V175H136ZM113 177V176H112ZM111 177V178H112ZM150 177V176H149ZM166 177V176H164ZM117 178V177H116ZM119 178V177H118ZM148 178V177H147ZM146 178V179H147ZM175 178V177H174ZM114 179V177H113ZM160 179V178H158ZM171 179V178H170ZM118 180V179H117ZM120 180V179H119ZM131 179L129 178V181ZM166 180V178H165ZM169 180V179H168ZM16 181V182H15ZM36 181V180H35ZM39 181V180H38ZM122 181V180H121ZM128 181V179H127ZM126 181V182H127ZM40 182V181H39ZM125 182V183H126ZM74 185L75 187H72L70 186V184ZM123 184V183H121ZM150 184V183H149ZM160 184V183H159ZM32 185V186H31ZM46 185V186H47ZM121 186V185H120ZM125 186V185H124ZM122 185V187H124ZM157 186V185H156ZM160 186V185H159ZM109 187V186H108ZM50 188V187H48ZM92 188V187H91ZM103 188V187H102ZM104 188H105V185H104ZM118 188V187H117ZM248 190L246 192V196L242 199V200H239V198H227V200H230V202H228V204L225 205V208H224V211H222V213L220 214H217V219L219 220V222L223 225V226H226V229H228V236H231L234 241L233 243L236 242L237 246L238 247H241V249H239L237 251V253H234V254H228L226 257L225 260V263L226 264H242L243 262L246 261V263H249V264H264V177H262L261 179H259L256 184L253 186L252 184H249L247 186ZM37 189V188H36ZM152 189H155V186L154 188ZM161 189V188H160ZM84 190V189H83ZM90 190V189H89ZM100 190V189H99ZM253 193L252 196H249L250 193ZM98 194V191L96 193V196ZM126 194H127V191H126ZM50 195V194H49ZM95 195V193H94ZM128 195V194H127ZM28 196V195H26ZM48 196V195H47ZM31 197V196H30ZM83 197L84 194H83ZM20 198V197H19ZM95 198V197H94ZM127 198V196H126ZM49 199V198H48ZM27 200V199H26ZM86 200V199H85ZM125 201V199H124ZM76 202V200H75ZM20 203V202H19ZM68 203V202H67ZM74 203V202H73ZM79 203V202H78ZM229 203H233V206H231V204ZM65 204V203H64ZM64 204H63V207H64ZM29 205L31 207H33L35 210L34 211H37V209L34 207V204H32L31 202H29ZM79 205V204H78ZM85 205V204H84ZM42 206V205H41ZM66 206V205H65ZM77 206V205H76ZM94 206V205H93ZM67 207V206H66ZM78 207V206H77ZM39 208V207H38ZM54 208H56V206H54ZM57 209V208H56ZM61 209V208H60ZM76 209V208H74ZM13 210V211H12ZM72 210V209H69V211ZM20 211V210H18ZM62 211V210H61ZM73 211V210H72ZM101 211V210H99ZM49 212V211H48ZM79 212H84V209L82 207L79 208ZM90 213V211H88ZM22 213V211H21ZM34 213V212H33ZM13 214V215H12ZM88 214V213H87ZM70 215V214H69ZM27 216V215H26ZM35 216V215H34ZM37 216L36 215V219H37ZM65 216V215H62V217ZM85 216V215H84ZM202 218H203V222H204V219L205 217H209L210 215L208 213H205V212H201L200 215ZM10 217V218H11ZM72 217V216H71ZM3 218V217H2ZM43 218V217H42ZM41 218V219H42ZM50 218V217H48ZM67 218V216H66ZM28 219V218H27ZM76 219V218H75ZM198 222L199 223V218L197 217ZM4 220V219H3ZM194 220V219H193ZM28 221V220H27ZM29 221H30V217H29ZM201 221V220H200ZM206 221V220H205ZM35 221H33L34 223ZM94 222V221H93ZM46 223V222H45ZM52 223V222H51ZM55 223V222H54ZM47 224V223H46ZM57 224V222L55 223ZM88 224V223H87ZM86 224V225H87ZM169 224V223H168ZM1 220H0V227H1ZM11 225H13V223H11ZM29 225V224H28ZM37 225V224H36ZM34 225V226H36ZM40 225V223H39ZM59 225V223H58ZM93 225V224H92ZM205 228L207 229V233H211V234H208L209 236V240H211L213 243L215 242H218L217 244V247L218 248V251L221 252L222 249H224V246H221L222 244H219L220 240L219 239L220 237H222V232H216L215 231V227L212 226L211 224H207L205 222ZM38 226V225H37ZM51 226H54L51 224ZM50 226V229H52ZM168 226V225H167ZM12 227V226H11ZM26 227V226H25ZM72 227V226H70ZM9 228V227H8ZM8 228L7 227H2L1 229H3L2 231V234L4 235L3 237L0 236V264H71V259L73 257H75L74 255L70 254V250L69 249H64V253H66V256L62 257L61 254L59 253V250L58 252H54L53 251L56 249L52 248L51 246V251H50V241L47 242L46 244H38L37 241H35L36 237H32L31 234L30 236L32 238H30V236L28 237L29 240L30 239H34L31 246L34 245V247L32 249H29V246L27 245H24V242H15L14 243V239L13 238V241H11V236L8 235ZM37 228V227H36ZM56 228V227H55ZM96 228V227H95ZM0 229V230H1ZM41 229V228H40ZM83 229V228H82ZM6 230V231H4ZM38 230V229H37ZM53 230V229H52ZM51 230V231H52ZM77 230H78V227H73L71 229V231L69 230L68 227H66V225H62L60 226V229H59V234H58V237H60V240L63 241V238L65 240H68V237L70 234H74L75 236L79 237L77 235ZM41 231V230H40ZM39 231V232H40ZM50 231V230H49ZM24 232V231H22ZM38 232V233H39ZM56 232V231H55ZM112 232V231H111ZM32 233V232H31ZM52 234V232H49ZM54 233V232H53ZM23 234V233H22ZM35 236V235H33ZM57 236V235H56ZM56 237V238H58ZM86 237V236H85ZM84 237V238H85ZM52 238H54V236H52ZM87 239V238H86ZM242 239V240H240ZM28 240V241H29ZM85 240V239H83ZM240 240V241H239ZM27 241V242H28ZM52 241V240H51ZM207 240H204L203 243H206ZM53 243L55 242V239L52 241ZM60 242V241H59ZM65 242V241H64ZM83 242V241H82ZM55 243H58L57 241ZM66 243V242H65ZM141 243V242H140ZM139 243V244H140ZM151 243V242H150ZM157 243V242H156ZM27 244V243H25ZM89 244V243H88ZM87 244V245H88ZM30 245V244H28ZM60 245V243H59ZM86 245V247H87ZM92 245V244H91ZM144 245V244H143ZM43 246H46V247H43ZM90 247V245H88ZM156 246V244H155ZM159 246V245H158ZM204 246V244H202V247ZM43 248V254H40V259L41 260H38V257H36L35 253L37 252V250L39 248ZM190 247H194L193 245H191ZM38 248V249H37ZM60 248V246H59ZM65 248V247H64ZM94 248V247H93ZM33 249H36L34 252H33V255L30 257V254H31V251ZM246 249L248 250H252L253 254H254V257L253 258H249V259H246V260H240L242 258V256L246 255L247 254V251ZM95 250V249H94ZM94 250L92 249L90 252L89 250L86 252V253H82L81 256H80V262L81 264H84L85 262L88 263V259L90 258V254L92 252H94ZM44 251H47L46 255H44ZM42 252V251H41ZM40 252V253H41ZM97 252V251H96ZM126 253V252H124ZM39 255V254H38ZM179 257V256H178ZM250 257V256H249ZM6 258V259H5ZM37 258V259H36ZM59 259H61L62 261L59 262ZM178 259V258H177ZM111 260V259H110ZM102 261H104L103 263L104 264H110V261L108 260V257L106 254H103L102 256ZM101 261V262H102ZM113 261V260H112ZM123 261H128V260H124ZM182 261V260H181ZM178 262V260H177ZM86 263V264H87ZM113 264V263H112Z\"/></svg>",
	"mask_w": 264,
	"mask_h": 264
}]
</instances>
